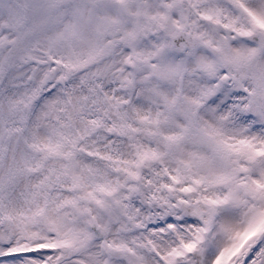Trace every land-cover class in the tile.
Instances as JSON below:
<instances>
[{
  "label": "snow or ice",
  "instance_id": "snow-or-ice-1",
  "mask_svg": "<svg viewBox=\"0 0 264 264\" xmlns=\"http://www.w3.org/2000/svg\"><path fill=\"white\" fill-rule=\"evenodd\" d=\"M0 264H264V0H0Z\"/></svg>",
  "mask_w": 264,
  "mask_h": 264
}]
</instances>
